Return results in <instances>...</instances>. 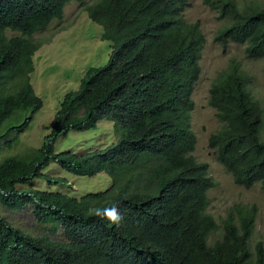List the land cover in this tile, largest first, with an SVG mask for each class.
Segmentation results:
<instances>
[{"label":"trees","instance_id":"trees-1","mask_svg":"<svg viewBox=\"0 0 264 264\" xmlns=\"http://www.w3.org/2000/svg\"><path fill=\"white\" fill-rule=\"evenodd\" d=\"M72 1L86 4L0 0V130L8 124L0 141L12 130L22 133L42 108L30 83L41 47L34 36L61 20ZM94 1L85 10L112 45L107 64L89 68L78 89L64 95L39 148L0 161V206L31 207L37 223L61 231L65 242L32 237L0 217V264H264L263 243L250 248L255 206H235L221 240L207 244L218 229L206 212L215 183L208 165L192 155L197 141L190 125L205 39L198 24L182 18L188 0ZM204 3L225 20L214 38L223 51L233 43L245 47L247 59H264V9L241 11L233 0ZM7 30L19 36L8 38ZM250 83L234 61L217 75L208 104L222 126L208 147L236 185L260 184L264 192L263 109ZM103 120L113 124L112 145L80 154L54 150L62 134L95 129ZM52 163L75 176L105 174L110 187L78 198L33 189Z\"/></svg>","mask_w":264,"mask_h":264},{"label":"rangeland","instance_id":"rangeland-1","mask_svg":"<svg viewBox=\"0 0 264 264\" xmlns=\"http://www.w3.org/2000/svg\"><path fill=\"white\" fill-rule=\"evenodd\" d=\"M233 1L241 11L264 9V0ZM86 2V5L93 3L90 0ZM69 4L61 20H54L44 32L34 36V40L41 47L34 54V71L30 77L34 92L42 101V108L34 114L22 133L17 134L12 130L0 141V161L39 148L44 137L50 133L51 122L64 95L78 89L81 78L89 68L103 67L109 60L111 43L100 40L101 27L89 20L84 7L79 3ZM183 16L188 24H198L205 38L199 61L201 77L192 95L194 110L191 113L190 125L197 141L192 155L197 162L208 165V174L215 183V187L207 193L209 205L206 212L217 223L218 229L209 233L207 244L213 246L221 240L222 223L235 216V206H255L257 215L250 242V248L253 250L257 242L261 241L264 245V192L260 184H255L249 189L236 185L231 174L220 165L208 148L209 137L222 126L216 118V112L209 107L208 100L210 87L217 75L228 68L230 61H234L240 71L251 78L248 91L260 103L264 123V59H247L245 47L233 43L223 51L221 46L214 42V38L225 27V20L220 17L218 11L206 6L204 0H189V6ZM5 34L8 38L19 36V33L9 30ZM7 126L6 123L0 133H3ZM261 137L264 139V125ZM6 141L12 142L11 148L5 147ZM114 141L113 124L101 121L95 129L68 131L62 134L56 140L54 150L57 153L71 151L80 154L103 149ZM42 174V178L34 180L33 189L61 192L70 197L78 198L85 194L104 192L111 184L105 174L92 178L75 176L53 163ZM47 177L65 179L67 183L50 184L47 183ZM0 217H4L11 226L32 237L47 236L51 242H65L61 231L50 233V224H38L29 206L22 211H10L0 206Z\"/></svg>","mask_w":264,"mask_h":264},{"label":"clouds","instance_id":"clouds-1","mask_svg":"<svg viewBox=\"0 0 264 264\" xmlns=\"http://www.w3.org/2000/svg\"><path fill=\"white\" fill-rule=\"evenodd\" d=\"M87 1V0H86ZM90 1H93V3L91 4V5H93L94 3H95V1L94 0H90ZM72 2H76V1H72ZM71 3V2H70ZM76 3H78V2H76ZM87 3V2H86ZM188 3H189V0H188ZM80 4V3H79ZM68 5H70L69 3L65 6V8L68 6ZM91 5H86L85 4V6H84V9L86 8V6H91ZM189 6V5H188ZM187 6V7H188ZM186 7V8H187ZM65 8H64V10H65ZM186 8H185V10H186ZM185 10L183 11V13H182V18L184 19V16H183V14H184V12H185ZM86 11V10H85ZM86 13H87V16H88V12L86 11ZM63 15H64V13H63ZM89 18V17H88ZM89 20H90V18H89ZM91 21V20H90ZM185 21V20H184ZM92 23H94L93 21H91ZM186 22V21H185ZM187 23V22H186ZM94 24H96V23H94ZM188 24V23H187ZM96 25H98V24H96ZM189 25H192V24H189ZM99 26V25H98ZM199 26V25H198ZM101 27V26H100ZM101 29H102V27H101ZM200 31V30H199ZM102 34H103V29H102ZM102 34H101V37H102ZM101 37H100V40H102L101 39ZM205 39V38H204ZM102 41H104V40H102ZM108 42V41H107ZM110 43V42H109ZM205 44V43H204ZM111 47H112V45H111ZM111 51H112V49H111ZM203 51V50H202ZM111 54V53H110ZM202 54V53H201ZM34 57V56H33ZM201 59V58H200ZM32 61H33V58H32ZM200 61V60H199ZM198 64H199V62H198ZM34 65V64H33ZM200 67V66H199ZM85 74V73H84ZM84 76V75H83ZM200 77H201V73H200ZM82 79V78H81ZM81 81V80H80ZM30 83H31V77H30ZM32 85V84H31ZM80 85V84H79ZM33 87V86H32ZM34 90V89H33ZM76 91V90H75ZM71 92V91H70ZM193 95V94H192ZM37 96V95H36ZM191 100H192V97H191ZM193 101V100H192ZM209 101V100H208ZM193 104H194V102H193ZM209 105V104H208ZM210 107V106H209ZM211 108V107H210ZM212 109V108H211ZM193 110H194V106H193ZM193 110H192V112H193ZM215 111V110H214ZM191 112V113H192ZM190 118H191V115H190ZM103 121H106V120H103ZM101 122V121H100ZM196 137V136H195ZM196 144H197V142H196ZM195 147H196V145H195ZM209 148V147H208ZM195 150V149H194ZM113 219H118V217H116L115 215L113 216ZM37 222V221H36ZM38 224H40V223H38Z\"/></svg>","mask_w":264,"mask_h":264}]
</instances>
